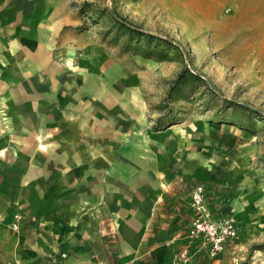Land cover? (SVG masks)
<instances>
[{"label": "rangeland", "instance_id": "1", "mask_svg": "<svg viewBox=\"0 0 264 264\" xmlns=\"http://www.w3.org/2000/svg\"><path fill=\"white\" fill-rule=\"evenodd\" d=\"M112 12L168 38L172 44L138 38L150 50L167 49L168 59L134 52L135 35L123 34ZM261 18L230 0H0L2 33L15 21L48 25L49 70L60 72V114L72 111L74 100L81 116L129 132L137 147H146L142 161L170 178L173 203L162 213L173 226L179 264H264V122L222 99L264 113ZM185 68L200 78L185 72L173 86ZM10 114L0 105L5 146L19 142L26 126ZM198 185L205 190L203 208L194 205ZM198 217L225 235L221 248L208 233L192 231ZM227 220L234 235L225 230ZM60 252L61 245L44 262Z\"/></svg>", "mask_w": 264, "mask_h": 264}, {"label": "crops", "instance_id": "2", "mask_svg": "<svg viewBox=\"0 0 264 264\" xmlns=\"http://www.w3.org/2000/svg\"><path fill=\"white\" fill-rule=\"evenodd\" d=\"M230 1L264 15V0ZM3 29L0 105L26 126L19 142L5 146L0 139V261L43 264L61 245L71 264H179L173 226L162 213L173 203L170 178L142 161L146 147L129 132L81 116L74 100L72 111L60 114L48 25L15 21ZM16 213L23 215L19 230L11 227Z\"/></svg>", "mask_w": 264, "mask_h": 264}, {"label": "trees", "instance_id": "3", "mask_svg": "<svg viewBox=\"0 0 264 264\" xmlns=\"http://www.w3.org/2000/svg\"><path fill=\"white\" fill-rule=\"evenodd\" d=\"M112 15H113L114 19L116 20V23L119 24V28L125 29L123 34L129 33L130 36L135 35V38L137 40H136V42H134L132 44V49L134 52L143 53V55H145L147 57L159 55V57L161 59H168L169 54H168L167 49L159 48V46H157V49L150 50L149 48H145L144 44H142V40L138 39V38L143 39L146 43H148V45H149V42L155 41V40H157V42H156L157 45L161 44L162 42H167V44H172L168 38H165V37L160 36L158 34L144 30L140 26L127 21L125 18L117 15L114 12H112ZM185 72H188L186 74V76L190 75V76H193L195 78H200L199 74L191 72L188 68H185L184 71H181L179 73L177 79L174 81L173 86H175L184 77ZM212 91L215 92L216 94H219L218 91H216L214 88H212ZM222 99L227 106H229V107L237 106V107L249 112L250 114H255L256 117L259 118V120L264 122V113L262 111H260L258 108L250 106V105L246 104L245 102H241V101L235 100L233 98H228L226 96H223ZM247 128H248V126H247Z\"/></svg>", "mask_w": 264, "mask_h": 264}, {"label": "built area", "instance_id": "4", "mask_svg": "<svg viewBox=\"0 0 264 264\" xmlns=\"http://www.w3.org/2000/svg\"><path fill=\"white\" fill-rule=\"evenodd\" d=\"M2 33V24L0 23V35ZM204 187L202 185H198L192 192L193 194V200L194 205H196L199 208H203V201H204ZM23 219V215L21 213H16L14 215V220L11 222V227L15 230H19L21 227V221ZM226 232L228 235H234L236 233V228L234 227L233 223L229 220L226 221ZM193 232H205L208 233L212 238H214L215 244L214 248H221V244L223 239L225 238V235L218 230V228L215 226V223L207 220L202 219V217H198L195 220L194 228L192 229ZM71 256V252L68 248L61 250L58 257L54 259L47 260L44 262V264H71L69 262V258ZM0 264H30L25 262L20 257H16L13 261L3 263L0 261Z\"/></svg>", "mask_w": 264, "mask_h": 264}]
</instances>
